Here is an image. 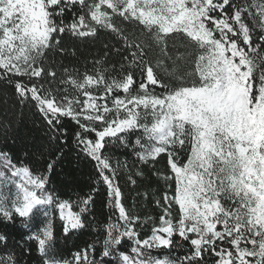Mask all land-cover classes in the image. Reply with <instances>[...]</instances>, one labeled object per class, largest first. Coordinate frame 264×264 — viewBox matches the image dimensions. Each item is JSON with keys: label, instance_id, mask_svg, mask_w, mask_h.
Segmentation results:
<instances>
[{"label": "snow or ice", "instance_id": "snow-or-ice-1", "mask_svg": "<svg viewBox=\"0 0 264 264\" xmlns=\"http://www.w3.org/2000/svg\"><path fill=\"white\" fill-rule=\"evenodd\" d=\"M0 264H264V0H0Z\"/></svg>", "mask_w": 264, "mask_h": 264}, {"label": "trees", "instance_id": "trees-1", "mask_svg": "<svg viewBox=\"0 0 264 264\" xmlns=\"http://www.w3.org/2000/svg\"><path fill=\"white\" fill-rule=\"evenodd\" d=\"M90 50H92V49H89L88 47L83 46L81 48V54L87 55ZM24 113H25V116H24V125H26L27 127L26 128L25 127H22V132L28 131L29 129L32 128L31 116L28 113L27 109H24ZM88 171H89V169L87 167H84L83 168V175L81 176V179L82 180H85L86 181L88 179ZM98 211H100L99 205H98ZM88 239H89V236H88L87 233H85L83 236L80 237L79 240H75L74 239L73 241H69L68 247L71 248L73 243L80 244L83 241L88 240Z\"/></svg>", "mask_w": 264, "mask_h": 264}]
</instances>
